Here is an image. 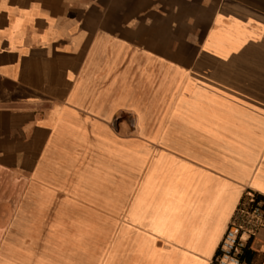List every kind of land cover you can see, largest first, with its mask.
<instances>
[{"label":"crops","instance_id":"crops-1","mask_svg":"<svg viewBox=\"0 0 264 264\" xmlns=\"http://www.w3.org/2000/svg\"><path fill=\"white\" fill-rule=\"evenodd\" d=\"M248 194L264 0H0V264H211Z\"/></svg>","mask_w":264,"mask_h":264},{"label":"built area","instance_id":"built-area-1","mask_svg":"<svg viewBox=\"0 0 264 264\" xmlns=\"http://www.w3.org/2000/svg\"><path fill=\"white\" fill-rule=\"evenodd\" d=\"M264 229V200L248 194L236 210L218 255L211 264H244L248 250L247 238Z\"/></svg>","mask_w":264,"mask_h":264},{"label":"trees","instance_id":"trees-1","mask_svg":"<svg viewBox=\"0 0 264 264\" xmlns=\"http://www.w3.org/2000/svg\"><path fill=\"white\" fill-rule=\"evenodd\" d=\"M263 200H264V197H262V196H260ZM248 258V256L246 257V259ZM248 260H250L249 262H251L252 260H253V258H251V257H249V259ZM247 260V261H248Z\"/></svg>","mask_w":264,"mask_h":264}]
</instances>
